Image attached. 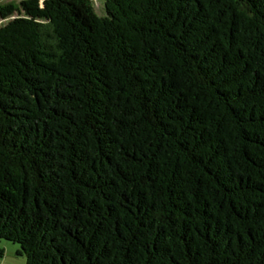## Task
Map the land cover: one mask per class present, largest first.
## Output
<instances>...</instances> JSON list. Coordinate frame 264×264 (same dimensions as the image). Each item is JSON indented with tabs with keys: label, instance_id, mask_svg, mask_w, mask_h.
I'll return each mask as SVG.
<instances>
[{
	"label": "trees",
	"instance_id": "obj_1",
	"mask_svg": "<svg viewBox=\"0 0 264 264\" xmlns=\"http://www.w3.org/2000/svg\"><path fill=\"white\" fill-rule=\"evenodd\" d=\"M105 11L0 4V245L26 264H264V0Z\"/></svg>",
	"mask_w": 264,
	"mask_h": 264
},
{
	"label": "rangeland",
	"instance_id": "obj_2",
	"mask_svg": "<svg viewBox=\"0 0 264 264\" xmlns=\"http://www.w3.org/2000/svg\"><path fill=\"white\" fill-rule=\"evenodd\" d=\"M0 1H3V0H0ZM21 1L22 0H16V1L12 0L7 3H1V5H7L11 3L18 4ZM91 1L93 2L96 14L100 17L106 16L105 0H91ZM8 21L9 19L2 20L0 18V27L5 25ZM8 244H9L8 245L9 247H7L6 252H5L6 257L3 259H0V262L3 261V263H6V264H26V259L23 256L17 255V249L21 250V247L18 244H14V245H12L13 243H8ZM1 246H4V245H1Z\"/></svg>",
	"mask_w": 264,
	"mask_h": 264
},
{
	"label": "crops",
	"instance_id": "obj_3",
	"mask_svg": "<svg viewBox=\"0 0 264 264\" xmlns=\"http://www.w3.org/2000/svg\"><path fill=\"white\" fill-rule=\"evenodd\" d=\"M10 1H12V0H3V1H0V4H1V3H7V2H10ZM13 1H16V0H13ZM1 247H3V248H7V246H1V245H0V248H1ZM0 259H3V258L0 257ZM0 264H6V263H3V261H2V262H0Z\"/></svg>",
	"mask_w": 264,
	"mask_h": 264
},
{
	"label": "water",
	"instance_id": "obj_4",
	"mask_svg": "<svg viewBox=\"0 0 264 264\" xmlns=\"http://www.w3.org/2000/svg\"><path fill=\"white\" fill-rule=\"evenodd\" d=\"M43 1V0H42Z\"/></svg>",
	"mask_w": 264,
	"mask_h": 264
}]
</instances>
